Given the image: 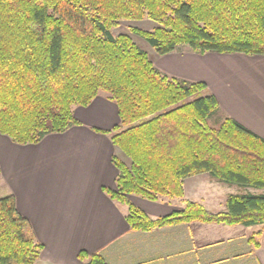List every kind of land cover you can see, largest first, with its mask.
I'll list each match as a JSON object with an SVG mask.
<instances>
[{
    "label": "trees",
    "instance_id": "obj_1",
    "mask_svg": "<svg viewBox=\"0 0 264 264\" xmlns=\"http://www.w3.org/2000/svg\"><path fill=\"white\" fill-rule=\"evenodd\" d=\"M147 17L151 29L133 27L157 54L180 45L204 53L264 55V0H0V133L19 144L76 123L73 107L104 93L119 121L108 132L129 158L109 195L128 205L131 229L178 222L264 226V192L229 193L226 209L211 211L187 200L181 209L150 217L128 196L182 197L183 180L208 172L224 183L264 188V138L231 116L204 81L169 76L126 33L122 19ZM219 116L212 126L210 116ZM251 233L248 241L259 245ZM42 244L0 190V264H34ZM80 264H109L80 250Z\"/></svg>",
    "mask_w": 264,
    "mask_h": 264
},
{
    "label": "crops",
    "instance_id": "obj_2",
    "mask_svg": "<svg viewBox=\"0 0 264 264\" xmlns=\"http://www.w3.org/2000/svg\"><path fill=\"white\" fill-rule=\"evenodd\" d=\"M148 57L169 76L204 81L220 117L231 116L264 138V55L199 53L180 45ZM73 116L76 123L37 143L19 144L0 133V190L13 194L42 244L34 264H80V250L97 252L109 264H264V242L248 241L250 226L195 220L131 229L128 205L108 193L118 173L113 158L129 161L108 132L119 121L117 105L100 93L88 105L74 106ZM229 185L208 172L193 174L183 180L182 197H169L183 198L180 203L145 198L147 208H139L150 217L181 209L187 200L209 209L207 201L219 197H206L202 189L227 197ZM137 196L128 199L133 203Z\"/></svg>",
    "mask_w": 264,
    "mask_h": 264
},
{
    "label": "rangeland",
    "instance_id": "obj_3",
    "mask_svg": "<svg viewBox=\"0 0 264 264\" xmlns=\"http://www.w3.org/2000/svg\"><path fill=\"white\" fill-rule=\"evenodd\" d=\"M157 24L155 21L144 17L140 20H127V19H122L121 21L118 22L117 26L113 27L111 29L112 33L114 35L119 34V33H126L128 34L132 40L143 50L147 51L148 55L152 54V52H154V49L149 45V43L147 42L146 39H144L142 36H140L137 33H134L131 31V29L133 27H137V28H142V29H151L153 27H155ZM251 55V54H250ZM257 55V54H254ZM260 55V54H259ZM220 116V115H219ZM217 116H210L208 118V122L210 125L212 126H217L219 125V123L221 122L220 117ZM129 162V161H128ZM127 162V163H128ZM224 183V182H223ZM232 193H237V194H243L246 192H251V193H262L264 192V188H255V187H250V186H242V185H238V184H231L229 185ZM202 194L204 196H209L211 195V193L213 195H216V197L220 198V202H219V198L218 200H216V198L213 197L212 201H207L206 206H208L209 210L211 211H220V210H225L226 209V204H225V197L226 195H221L220 193H213L210 192L208 187H205L204 189H202ZM229 193V192H228ZM161 199V200H160ZM183 199V198H182ZM181 198H169V197H161L158 198L157 201L163 202L164 204H172V205H176L177 203H180L182 201ZM222 201V203H221ZM133 204L136 207H141L143 209L147 208V202L146 199L140 196H137V198H135L133 200ZM251 232L253 231V233H256L257 231H260V235H256V238L260 241L264 242V226L261 224H256V225H251L248 228Z\"/></svg>",
    "mask_w": 264,
    "mask_h": 264
},
{
    "label": "snow or ice",
    "instance_id": "obj_4",
    "mask_svg": "<svg viewBox=\"0 0 264 264\" xmlns=\"http://www.w3.org/2000/svg\"><path fill=\"white\" fill-rule=\"evenodd\" d=\"M93 107H95V105Z\"/></svg>",
    "mask_w": 264,
    "mask_h": 264
}]
</instances>
